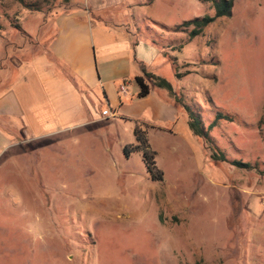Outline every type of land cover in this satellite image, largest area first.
<instances>
[{
  "label": "rangeland",
  "instance_id": "rangeland-1",
  "mask_svg": "<svg viewBox=\"0 0 264 264\" xmlns=\"http://www.w3.org/2000/svg\"><path fill=\"white\" fill-rule=\"evenodd\" d=\"M90 1L0 0V94L15 85L23 112L0 149V264H264V0H231L193 37L181 25L212 17L207 1L101 11L154 51L146 83L171 87L154 86L177 134L144 129L159 181L123 155L134 123L62 129L29 73L52 17Z\"/></svg>",
  "mask_w": 264,
  "mask_h": 264
},
{
  "label": "crops",
  "instance_id": "crops-1",
  "mask_svg": "<svg viewBox=\"0 0 264 264\" xmlns=\"http://www.w3.org/2000/svg\"><path fill=\"white\" fill-rule=\"evenodd\" d=\"M119 3L92 0L53 16L46 32L49 59H33L29 73H34L53 122L62 129L71 124L92 125L102 119L132 122L146 131L157 129L175 135L177 132L161 129L173 128L177 119L174 104L163 92L160 95L143 79L148 93L136 97L134 78L141 77L143 64L154 51L135 41V34L127 27L102 14ZM14 86L0 94V149L14 130L10 119L23 116L12 94Z\"/></svg>",
  "mask_w": 264,
  "mask_h": 264
},
{
  "label": "trees",
  "instance_id": "trees-1",
  "mask_svg": "<svg viewBox=\"0 0 264 264\" xmlns=\"http://www.w3.org/2000/svg\"><path fill=\"white\" fill-rule=\"evenodd\" d=\"M210 3V5L214 8V13L212 17H204V18H200V19H194L192 21H187L184 22L181 26L184 28H187L189 26L196 28V30H192L189 32V36L193 37L198 35L201 30L209 23H211L215 18L218 17H223V16H229L230 15V10L232 7V3L231 0H204ZM153 79V85L155 87H161L163 88L165 91L170 92L171 91V87L169 85L168 82L164 81L163 79H159L156 77H152ZM134 81L138 87V92L136 94L137 98H141L144 97L145 95H147L148 93V87L147 85L144 83V80L142 77L138 76L134 78ZM133 137H134V141L135 144L134 145H128L125 146L122 150L123 155L125 157H128L130 152H140L141 154V159L142 162L145 166L146 172L151 175L150 179L153 181H159L160 178V173L159 171H157L154 168V164H153V155L154 152H152L147 144L146 141V136H145V132L144 129L138 126H135L133 128ZM220 160H224L222 159V156L219 155ZM233 166L239 167V168H246L247 165L246 164H242L240 162H235L232 161L230 163Z\"/></svg>",
  "mask_w": 264,
  "mask_h": 264
},
{
  "label": "built area",
  "instance_id": "built-area-1",
  "mask_svg": "<svg viewBox=\"0 0 264 264\" xmlns=\"http://www.w3.org/2000/svg\"><path fill=\"white\" fill-rule=\"evenodd\" d=\"M119 90H120L121 92H123V91H124V87H123V86L119 87Z\"/></svg>",
  "mask_w": 264,
  "mask_h": 264
}]
</instances>
